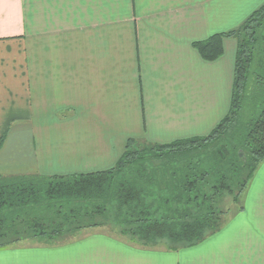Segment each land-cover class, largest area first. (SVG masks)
Returning a JSON list of instances; mask_svg holds the SVG:
<instances>
[{
	"label": "crops",
	"instance_id": "obj_1",
	"mask_svg": "<svg viewBox=\"0 0 264 264\" xmlns=\"http://www.w3.org/2000/svg\"><path fill=\"white\" fill-rule=\"evenodd\" d=\"M263 4L0 0V176L102 171L131 138L210 134L230 109L237 44L225 39L213 62L193 44ZM245 194L241 212L194 247L148 249L98 228L0 248V264H264V194L251 211Z\"/></svg>",
	"mask_w": 264,
	"mask_h": 264
},
{
	"label": "trees",
	"instance_id": "obj_2",
	"mask_svg": "<svg viewBox=\"0 0 264 264\" xmlns=\"http://www.w3.org/2000/svg\"><path fill=\"white\" fill-rule=\"evenodd\" d=\"M237 41L228 114L206 136L167 144L131 138L110 169L70 175L0 176V248L26 240L68 241L116 226L143 248L179 251L219 233L264 162V107L245 109L264 81V4L236 30L193 47L208 62ZM5 137L0 139V149Z\"/></svg>",
	"mask_w": 264,
	"mask_h": 264
},
{
	"label": "rangeland",
	"instance_id": "obj_3",
	"mask_svg": "<svg viewBox=\"0 0 264 264\" xmlns=\"http://www.w3.org/2000/svg\"><path fill=\"white\" fill-rule=\"evenodd\" d=\"M226 40L233 41L234 43L237 44V41L233 38H227ZM227 48H229V45L227 46ZM247 105L248 106L245 109V114H246L247 118H255L259 114V112L262 110V108L264 107V81H262L260 84H256L255 92L252 96L249 97ZM259 194H264V162L261 164L255 179L253 180L252 184H250V186L247 190V193L245 194L246 197H247V195H249V202L246 203L247 204V207H246L247 210L251 211L254 208L255 203L253 202V198ZM243 199L244 198H242L241 204L244 207L245 202L243 201ZM232 207L234 210L231 213L230 217L235 216L238 212H241V211H235L236 210L235 205L233 206V204H232ZM228 220L229 219H227L226 224L228 223ZM93 229H98V228H93ZM100 229L102 231L108 232V233L113 234V235L114 234L119 235L118 234L119 228H117L114 225L108 226L105 228H100Z\"/></svg>",
	"mask_w": 264,
	"mask_h": 264
}]
</instances>
